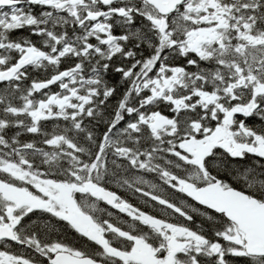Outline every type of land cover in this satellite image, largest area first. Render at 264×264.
Listing matches in <instances>:
<instances>
[{
  "label": "snow or ice",
  "instance_id": "obj_1",
  "mask_svg": "<svg viewBox=\"0 0 264 264\" xmlns=\"http://www.w3.org/2000/svg\"><path fill=\"white\" fill-rule=\"evenodd\" d=\"M0 264H264V0H0Z\"/></svg>",
  "mask_w": 264,
  "mask_h": 264
}]
</instances>
